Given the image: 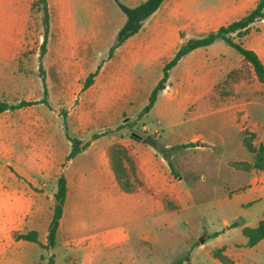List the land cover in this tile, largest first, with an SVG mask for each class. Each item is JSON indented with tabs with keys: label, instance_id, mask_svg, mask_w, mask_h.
I'll return each instance as SVG.
<instances>
[{
	"label": "rangeland",
	"instance_id": "obj_1",
	"mask_svg": "<svg viewBox=\"0 0 264 264\" xmlns=\"http://www.w3.org/2000/svg\"><path fill=\"white\" fill-rule=\"evenodd\" d=\"M144 1L63 0L65 25L58 0H51V25L45 50H42L44 14L35 8L28 28L12 51L18 56L16 61L7 65L5 59H0V100L37 101L31 106L0 113V242L6 247L0 248V264H47L51 253L55 254V264H77L74 252L66 257L55 248L48 251L37 243L16 239L17 234L30 230L31 225L24 218L26 212L33 211L34 220L40 224L49 212L53 213L54 200L48 193L56 190L57 177L68 164L67 156L72 148L68 135L88 142L87 151H106V155L98 156V161L110 159L112 148L117 146L125 147L133 161V151L140 146L169 149V157L158 152L173 169L172 177L176 180L179 174L184 175L185 184L193 188L190 207L166 199L163 212L171 216L158 229L159 233L169 236L157 248L144 245L143 250L136 249L142 264L149 262V258L172 264L186 255V250L180 254L179 239L171 234L175 230L193 233L192 264H220L198 246L205 243L206 231L226 229L223 223L226 217L243 224L238 217L240 208L229 205L228 198L244 201L248 212L241 217L258 224L256 217L249 214L256 216L264 210V200L253 204L257 194H251L249 199L242 197L250 191L251 178L264 169L247 170L243 163L253 165L254 154L244 146L243 139L244 131H252L247 103L255 96L264 98V84L252 70L240 80L230 77V72L241 65L242 56L219 40L196 51L205 54L207 60L194 68L193 79H187L188 60L184 57L170 71L171 97L167 99L162 92L155 106L140 117L163 77L164 65L175 55L168 36V16L160 19L158 27L151 28L149 22L154 16L148 18L144 23L146 30L132 40L146 31L149 37L135 49L128 51L123 44L112 57L109 53L127 18L119 2L134 7ZM25 2L17 0L19 9ZM13 10L14 5L8 0H0V17ZM1 30L6 32L5 28ZM2 42L5 41L0 39V51L4 48ZM96 71L93 84L84 88L86 78ZM185 80L192 83L182 86ZM211 80L215 81L213 88L187 110L181 104L183 91L192 86L196 90ZM148 135L155 145L143 141ZM220 135H226L230 141L222 143ZM252 139L256 145L261 143L256 133ZM182 143L190 146L174 147ZM90 158L84 157L81 161L87 162ZM211 163L241 171L236 174L237 187L229 184L220 187L222 183H217V187L208 188L204 175ZM129 170L132 171L131 167ZM131 178L136 187L141 184L137 173H131ZM15 209H19L22 220L16 218ZM185 216L189 221L184 222ZM211 238L208 246L217 251L224 241ZM235 238L244 236L237 230ZM41 240L46 241V236L41 234ZM125 249V246L116 249L113 264L123 262ZM252 258L253 255L244 254L239 261L252 264ZM254 259L256 264H264V242L256 246Z\"/></svg>",
	"mask_w": 264,
	"mask_h": 264
},
{
	"label": "crops",
	"instance_id": "obj_2",
	"mask_svg": "<svg viewBox=\"0 0 264 264\" xmlns=\"http://www.w3.org/2000/svg\"><path fill=\"white\" fill-rule=\"evenodd\" d=\"M48 1L50 7L51 0ZM258 1L164 0L158 10L150 16H154V18L149 22V25H151L150 28L152 26L158 27L161 22L160 19L168 16L169 21L167 23L170 29L168 36L171 40V45L175 47L176 53L179 47L190 38L201 37L247 15L257 5ZM34 2L35 0H26L25 4L19 9L17 0H8V3L14 5V10L0 17V39L5 41L2 42L4 48L0 51V59H5L7 65L15 62L18 57L12 51L17 45L19 36L29 26L31 12L34 10ZM63 4V0H58L61 19L63 24L66 25V13ZM144 23L137 34L123 43L128 51L135 49L143 40L149 37V32L146 31L143 36L132 40L134 36L142 34V30H146ZM1 28H5L6 32H3ZM237 40L246 48L255 51L264 63V19L253 22L249 27V31L242 37H238ZM217 41L209 46L193 50L186 55L187 57L184 56L188 60L187 79H193L194 68L200 62L204 64L207 60V56L204 57L205 54L201 51L196 53V51L210 47ZM201 77L203 78L204 74ZM191 83V81L185 80L182 86L190 85ZM214 84L215 81L211 80L205 86H200L196 90L192 86L183 91L185 95L182 97L184 101L181 104L188 110L192 104L201 101L203 95L209 92ZM168 89L169 82L167 87L160 92V94L164 92L167 99L171 97ZM240 106L243 105L240 104ZM247 106L251 115V130L259 136L260 142L264 143V98L260 99L255 96L247 103ZM219 138L224 144L230 141L226 135H220ZM86 154L88 155L86 156ZM101 154L106 155L107 152H91L84 149L75 157L68 159V164L63 169L67 178V199L60 222L57 243L54 248L57 249L59 254H64L66 257L67 254L74 252L76 256L73 258L76 259L77 264H101L103 262L113 264L116 262L115 254L118 252L116 249L125 246V257L123 262H119L121 264H142L136 249L141 251L145 247L144 245L157 248L169 236L168 234L159 233L158 229L162 223L167 222L166 218L171 216L169 213L163 212L165 211L166 199L175 200L178 204H185L186 206L192 205L194 199L193 188L189 189L188 185L185 184L184 175L179 174L176 180L172 177V169L167 165L165 157L158 152L157 148L140 146L133 151V159L141 184L132 192L126 191L121 187L115 175L111 157L110 159L108 157L105 158L104 161H98V156H101ZM84 157H91V160L82 162L81 159ZM227 172L229 173L228 176ZM239 172L241 171L231 166L221 167L211 163L208 167L207 175H204V180L208 183V188L217 187V183H222L220 187L229 184L235 188L237 187L235 186L236 182L239 180L236 174H240ZM250 182L252 184L250 191L242 199H249L251 194H257L253 204L264 200V170L252 177ZM50 199L53 198L50 197ZM227 200L230 203L229 205L233 207L236 205L237 208H240L239 213L248 212L246 203L242 200L239 201V198H228ZM19 214V209H15L16 218L22 220L23 217ZM52 214L49 212L41 224L34 220L33 211L26 212L24 217L27 219L25 222L31 225L30 230H37L39 241L44 244L47 242L48 227ZM241 214L238 217L243 220L242 225L237 223L233 217H226L223 219L226 229L206 231V241L205 243H200L199 249L207 251L220 261L214 255L215 249L208 246V241L213 239L211 237H214L224 241L220 248H224L223 253L234 264H241L239 258H242L244 254L253 255L250 260L252 264H256L254 250L260 242H264V238L254 246H246L248 238L243 234V229L245 227H256L264 217V210L256 214V216L249 214L250 217H256L258 224H251L248 218H242ZM184 218V222L185 220L189 221L188 216ZM231 221L232 223H230ZM125 223H129V225L126 226ZM171 228L175 229L174 227ZM237 230L244 236L243 239L235 238ZM214 233L218 234L214 236ZM41 234L46 236V241L41 240ZM171 234L179 239L178 244L182 247L180 254L186 250V254L190 253L191 255L195 246L192 242L193 233L190 232L188 234L175 230ZM22 240L19 239L18 241ZM3 244L0 242V248H6ZM208 247L209 250H206ZM169 263L170 261H164L160 258L157 260L149 258V262L145 264ZM183 264H192L190 256L184 260ZM220 264H222L221 261Z\"/></svg>",
	"mask_w": 264,
	"mask_h": 264
},
{
	"label": "trees",
	"instance_id": "obj_3",
	"mask_svg": "<svg viewBox=\"0 0 264 264\" xmlns=\"http://www.w3.org/2000/svg\"><path fill=\"white\" fill-rule=\"evenodd\" d=\"M164 0H145L134 7H128L119 2V6L122 11L126 14L127 18L123 26L118 31L116 40L114 44L110 48L109 57H112L123 43H125L130 37L137 34L142 26L144 21L149 18L154 12L158 10V8L162 5ZM38 8L43 11L44 14V22H45V38L42 44V50H45L46 41L48 38V32L50 30V7L48 0H35L33 3V9ZM264 19V0H259L257 5L245 16L242 18L233 21L227 25H223L217 30H213L208 32L207 34L201 37H193L183 43L173 58L166 62L164 65V74L163 77L159 80V82L154 87L150 97L149 102L143 111L140 113V117L148 113L156 104L158 96L162 90L167 87V83L169 80L170 70L176 66L179 61L192 52L193 50L201 47H206L213 44L217 40H223L232 48H234L241 56L242 63L241 65L232 70L230 72V77L235 78V80H240L243 77H246V72H250L251 70L254 72L256 78L264 83V63L258 56V54L252 49L246 48L240 41L237 40L238 37H242L249 31L250 25L257 21ZM97 74L96 72H92L86 78L84 82V88H88L94 82V78ZM35 100H21L17 103H9L4 100H0V113L8 110H17L22 107L31 106L36 104ZM245 136L243 139L244 146L254 154V164L249 165V163L244 162L247 170L251 167L257 169H264V143H260L256 145L253 142V137L255 136V132L253 131H244ZM72 148L67 158L71 159L75 157L82 150L86 149L89 143H83V141L78 137H73L68 135ZM190 145L182 143L174 146L175 148H186ZM157 150L161 152L165 157H169V149L163 147H157ZM111 159L113 170L121 187L126 191H134L136 186L132 181L131 173L133 175L136 174V165L132 160L130 154L127 149L122 146L113 147L111 150ZM131 167L132 171L129 170ZM172 168V164H171ZM173 170V169H172ZM67 199V178L64 172H61L56 181V190L53 193V214L51 221L48 227L47 234V242L41 243L39 241V233L37 230H29L26 232H21L16 235V239H23L32 241L40 244L44 249L48 251H52L56 246L58 231L60 227L61 218L63 216L64 207ZM218 233H214L216 236ZM243 234L248 238V242L250 245H254L261 241L264 238V217L259 222L256 227H245L243 229ZM224 248H220L214 252V255L220 259L222 264H234V262L223 253ZM190 253L180 257L174 264H183L184 260L188 259ZM47 264H55V254L51 253Z\"/></svg>",
	"mask_w": 264,
	"mask_h": 264
},
{
	"label": "water",
	"instance_id": "obj_4",
	"mask_svg": "<svg viewBox=\"0 0 264 264\" xmlns=\"http://www.w3.org/2000/svg\"><path fill=\"white\" fill-rule=\"evenodd\" d=\"M143 141L146 142V143H149L151 145H155L156 144V142L153 140V138L150 135L146 136L143 139ZM48 195H49V197L53 198V193L52 192L48 193Z\"/></svg>",
	"mask_w": 264,
	"mask_h": 264
}]
</instances>
